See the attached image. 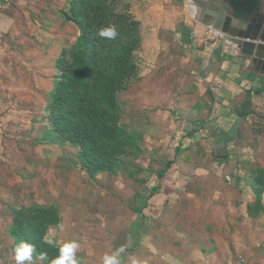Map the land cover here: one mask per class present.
I'll return each mask as SVG.
<instances>
[{"label":"rangeland","instance_id":"1","mask_svg":"<svg viewBox=\"0 0 264 264\" xmlns=\"http://www.w3.org/2000/svg\"><path fill=\"white\" fill-rule=\"evenodd\" d=\"M75 1L0 0V20L5 17L7 22L0 24V264H16L17 245L11 231L18 212L30 216L43 209L54 210L61 218L46 237L58 247L77 242L79 264H105L106 257L117 253L118 264H264L259 255H264V239L254 237L256 243L251 244L246 235L239 238L240 231L246 233L239 225L243 215L238 219L228 206L234 199L243 203L236 207L242 211L253 193L223 186L225 181L236 182L221 173L220 166L207 156V147L204 150L203 144L194 148V144L180 143L178 163L182 159L185 164L194 162L197 155L198 169L203 170L187 171L182 177L166 172L159 180L157 173L172 159L178 142L168 141L169 130L173 132L174 128L162 124L160 98L148 95L140 82L134 80L128 89L116 93L117 126L134 139L135 148L117 158L112 172L90 175L81 169L78 150L54 131L52 123L61 121L64 115L57 110L84 107L88 103H80L82 100L98 101L94 86L84 91L83 85L75 83L86 72L92 74L91 84L94 74L109 76L110 56L116 59L119 45L126 39L137 41L128 60L140 76H145L141 73L151 65L152 54L145 55L141 40L146 33L136 19L142 18L144 11L139 8H146L148 0H85L83 14L93 26L98 45L94 40L82 43L79 29L67 22L63 12ZM153 1L156 3L151 0L150 5ZM175 8L184 21L199 23V10L190 0H178ZM108 27H115V39L98 35ZM147 34L149 42L152 37ZM62 74L70 76V99L59 94ZM56 114L60 116L56 118ZM240 161L232 160L231 165L237 166ZM254 163L257 165V160ZM245 177L248 183L249 176ZM258 179L264 182V176ZM182 181L188 182L185 190L178 188ZM157 184L163 198L147 207L145 212L151 215V221L138 231L137 241L131 234L137 232L133 224L139 217L137 209L143 206L142 200L134 198L147 197ZM190 200L197 201L194 207ZM152 204L162 209L161 216ZM214 210L218 212L215 217L209 214ZM187 212L193 216L192 231L181 225ZM185 219L191 221V217ZM32 255L34 264L44 263L35 259V252Z\"/></svg>","mask_w":264,"mask_h":264},{"label":"crops","instance_id":"2","mask_svg":"<svg viewBox=\"0 0 264 264\" xmlns=\"http://www.w3.org/2000/svg\"><path fill=\"white\" fill-rule=\"evenodd\" d=\"M150 1L148 0L146 8H139L144 12L141 11V19L137 16L136 19L141 23L142 31L146 33L145 37L149 36V32L152 37L149 42L145 37L141 40L142 46L146 47L145 55L152 54L151 65L148 70L142 71L141 74L145 76H140L138 72L137 79L132 82H140L146 88L143 91L148 95H158V102L164 112L160 113L164 119L162 124L174 128L173 132L169 130L171 133L168 135V141L178 142L171 155L172 159L168 160L172 163L168 166L166 161V166L157 175L164 172L165 168L167 173L180 177L187 171L203 170L198 169L197 155L193 156L197 159L188 164H185L187 162L184 163L183 159L181 164L177 161L180 143L194 144V148L203 144L202 149L207 147V156L214 160L217 167L220 166L218 168L221 173L227 177L230 175L236 182L230 184L225 181L223 186L227 185L239 192L244 189L251 190L253 193V198L245 203L242 211L236 207L243 203L234 199H230L232 203L228 206L233 213L236 212L238 219L243 215L239 225L246 233L240 231L239 238L246 235L244 237L251 244H255L254 237L258 240L264 239V187L257 188L253 182V177L257 176L259 180L258 178L264 176V74L255 71L250 60L239 54L238 44L233 39L213 38L210 36V28L198 19L199 23L195 24L187 19L184 21L181 18L182 13L175 8L178 0H156V3L153 1L151 5ZM190 4L198 8L192 2ZM4 19L0 20V24L3 21L4 24L7 23ZM144 60L146 62V59ZM159 155L161 158L165 157L161 153ZM236 159L242 161L239 165L232 166V160ZM256 160L257 165L254 163ZM233 164L236 165L237 162ZM178 169H181L180 172ZM245 175L249 176L248 183L245 182ZM187 183L182 181L178 188L185 190ZM257 184L264 185V182L257 181ZM158 185L147 197L136 195L134 198V201L142 200L143 206L136 211L139 217L133 225L134 231L137 232L131 234L137 241L138 231L151 221V215L145 212L148 206L151 203L158 204L163 198ZM166 200L167 198L164 201ZM188 203L194 207L197 201L190 200ZM157 207L156 212L159 210V206ZM243 210H246V213ZM158 212L161 216L162 209ZM209 214L215 217L218 212L212 211ZM185 217H191V221H185ZM174 219L176 221L177 218ZM192 221L190 212L184 213L181 221L183 229L192 231ZM209 223L211 224V218ZM237 229L238 227L236 232L239 230ZM238 234L235 235L237 238ZM222 252H225V249H222ZM242 253H246V248ZM259 255L264 259L262 253Z\"/></svg>","mask_w":264,"mask_h":264},{"label":"trees","instance_id":"3","mask_svg":"<svg viewBox=\"0 0 264 264\" xmlns=\"http://www.w3.org/2000/svg\"><path fill=\"white\" fill-rule=\"evenodd\" d=\"M227 1L233 7L235 17L246 20L259 10L261 5V0H249L245 3H239L235 0ZM72 4L69 10L63 12L67 22L73 23L79 29L82 43L94 40L97 44L96 33H92L93 26L86 22V16L83 14L86 9L85 0H76ZM68 6H70V2ZM134 40L129 38L125 40L124 44L119 45L116 55L117 61L114 56H110L109 68H111V73L109 76L94 74L95 82L91 84L92 74L86 72L81 74L80 80L75 83L79 87L83 85L84 91L88 90L91 85L94 86V93L99 94L96 96L98 101L89 103L87 100H82L80 103H88L84 107L76 106L73 109L63 110V112L57 110L58 113L64 115H62L61 121L52 123L55 128L54 131L59 133L63 141L78 150L79 165L90 175L112 172L116 166L117 158L128 155L135 148L134 139L117 126L119 108L118 101H116V93L120 90L125 91L129 83L136 80L138 76L137 70H134L133 62L130 63L128 60L130 50L135 47L137 42ZM96 44L93 46L97 47L98 44ZM84 63H86L85 60ZM62 80L59 94L70 99L67 85L70 82V76L62 74ZM55 102L56 100H53V104ZM60 114H56V118ZM171 163L168 161V166ZM166 170L157 175L159 179L165 176ZM257 181L260 182L257 180V176L253 177L256 187L260 185L257 184ZM261 187L264 185L261 184ZM60 221V216L51 209L37 210L30 216L19 211L14 218L11 233L17 246L21 243H28L35 247L36 255L41 252L47 253L49 259L43 261V264H50L52 259L60 255V247L49 244L45 241V237L49 228L57 226Z\"/></svg>","mask_w":264,"mask_h":264},{"label":"water","instance_id":"4","mask_svg":"<svg viewBox=\"0 0 264 264\" xmlns=\"http://www.w3.org/2000/svg\"><path fill=\"white\" fill-rule=\"evenodd\" d=\"M235 1L245 3L249 0ZM191 2H196L198 6L200 22L212 30L223 33L226 38L236 41L239 54L250 60L255 71L264 74L263 0H261L260 9L255 11L248 20L235 17L234 9L227 0H190Z\"/></svg>","mask_w":264,"mask_h":264},{"label":"clouds","instance_id":"5","mask_svg":"<svg viewBox=\"0 0 264 264\" xmlns=\"http://www.w3.org/2000/svg\"><path fill=\"white\" fill-rule=\"evenodd\" d=\"M98 35L101 38L115 39L118 35L115 27H108L105 29H101ZM60 230L63 231V225L59 226ZM46 242L52 244V240H48L45 237ZM58 243V241H57ZM79 249V245L75 241L65 242L60 247V255L50 261V264H78V260L76 258V252ZM15 261L16 264H34L33 252L35 251V247L28 243H21L16 248ZM117 254H114L112 257L105 258V264H118ZM35 259L40 261H46L49 259L48 254L45 252L39 253Z\"/></svg>","mask_w":264,"mask_h":264},{"label":"built area","instance_id":"6","mask_svg":"<svg viewBox=\"0 0 264 264\" xmlns=\"http://www.w3.org/2000/svg\"><path fill=\"white\" fill-rule=\"evenodd\" d=\"M209 31H210V36H212L215 39H218V40L226 39V36L223 33L219 32V31H215V30H212V29H209Z\"/></svg>","mask_w":264,"mask_h":264}]
</instances>
